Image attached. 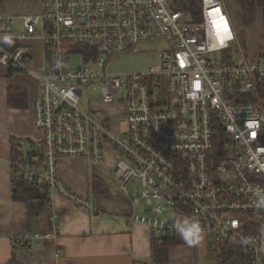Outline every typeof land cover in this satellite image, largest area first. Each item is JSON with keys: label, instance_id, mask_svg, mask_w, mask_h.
<instances>
[{"label": "built area", "instance_id": "obj_1", "mask_svg": "<svg viewBox=\"0 0 264 264\" xmlns=\"http://www.w3.org/2000/svg\"><path fill=\"white\" fill-rule=\"evenodd\" d=\"M39 1L22 30L0 16V67L30 74L40 89L34 122L42 137L19 142L32 161L12 162L13 174L45 182L51 205L50 229L25 233L13 246L58 239L56 195L98 212L64 186L58 162L98 164L110 146L119 155L112 171L120 190L134 189L130 202L149 208L133 213L129 225L147 226L161 240L198 224V243L205 240L216 256L231 245L249 264H264V61L247 58L224 1L202 0L199 21L176 11L173 0ZM37 38L45 44L43 74L31 72L32 49L24 45ZM6 42L18 48L10 52ZM152 42L163 48L147 71H108ZM74 57L81 67L70 65ZM97 89L100 97L87 103L94 112L86 110V91ZM109 105L127 127L123 135L113 133ZM168 210L172 216L161 219Z\"/></svg>", "mask_w": 264, "mask_h": 264}, {"label": "crops", "instance_id": "obj_2", "mask_svg": "<svg viewBox=\"0 0 264 264\" xmlns=\"http://www.w3.org/2000/svg\"><path fill=\"white\" fill-rule=\"evenodd\" d=\"M39 11V0H0V16L12 17L11 26L15 30L23 29V16ZM258 11L261 18L258 15L256 22L246 27L249 36L243 47L247 58L255 61L264 60V12L261 9ZM239 17L243 25L241 13ZM24 45L32 49L31 72H46L44 42L37 38L25 41ZM140 50L115 59L119 60L117 72H145L152 66L150 61L156 63L155 54L147 55ZM137 55L144 57L138 60ZM120 59H124L123 62ZM16 89L24 90L27 94L25 108L10 104L9 90ZM39 93L37 81L30 74L7 77L6 72L0 70V264L151 263L152 247L158 238L147 226L128 224L133 213L146 214L149 209L143 210L142 204L134 206L130 202V190L127 193L120 190L112 171V165L119 155L110 146L105 148L104 158L98 164L73 157H65L58 162L57 174L64 186L85 198L98 212L92 215L56 195L53 204L59 212L58 239L43 240L30 246H13V242L25 233H45L50 229L48 218L51 205L48 200L20 202L15 201L13 195L14 149L23 140L40 142L42 137L34 122V104ZM84 106L86 110L94 112L92 105ZM104 109L112 116L113 133L123 135L127 127L113 117L118 114L116 106L109 105ZM203 245V242L191 245L185 242L171 247L170 264H217L216 255ZM13 259L16 261L13 262Z\"/></svg>", "mask_w": 264, "mask_h": 264}, {"label": "trees", "instance_id": "obj_3", "mask_svg": "<svg viewBox=\"0 0 264 264\" xmlns=\"http://www.w3.org/2000/svg\"><path fill=\"white\" fill-rule=\"evenodd\" d=\"M236 7L240 10L243 26L248 27L253 24L256 18L258 10L261 9L264 12V0H234ZM174 9L176 11L190 12L195 20H200V14L202 11V0H173ZM264 16V15H263ZM10 52H14L18 48L16 42H6L3 44ZM0 70L6 72L7 77L13 76V74H20L12 68ZM262 99L264 100V82L262 84ZM9 101L13 107L25 108L27 101V94L24 90L16 89L9 90ZM14 155L12 162L24 161L31 162L32 160L21 154L19 148L14 149ZM42 160V155H39ZM45 182H38L28 180L19 176H15L13 182V195L15 201L30 202V200L36 199H48ZM183 237H163L161 240L155 239L152 247V262L151 263H135V264H170L169 251L170 248L176 245L184 244ZM217 264H249L248 257H246L239 247L231 245H223L221 247V253L216 256ZM16 261L13 259V262Z\"/></svg>", "mask_w": 264, "mask_h": 264}, {"label": "rangeland", "instance_id": "obj_4", "mask_svg": "<svg viewBox=\"0 0 264 264\" xmlns=\"http://www.w3.org/2000/svg\"><path fill=\"white\" fill-rule=\"evenodd\" d=\"M224 1V4H225V6H226V8L228 9V11H229V14L231 15V17L233 18V22H234V24L236 25V30L235 31H237V34H238V37H239V40H240V43H241V45H242V47H244V44H246L245 42H246V39H247V37L249 36V32L247 31V28L246 27H244L243 25H242V23H241V18L239 17L240 16V10L236 7V5H235V3H233L234 2V0H223ZM258 13H259V11H258ZM256 14V18H255V20L253 21V24L256 22V20H257V16L259 15L260 16V13L259 14ZM264 15V14H263ZM263 17V16H262ZM260 18H261V16H260ZM252 24V25H253ZM240 25H242V27H238V26H240ZM251 26V25H250ZM249 42V41H248ZM250 43V42H249ZM161 48H163L162 47V44L160 43V42H152V43H150V44H147V45H145L140 51L141 52H145L146 54L148 53V54H155L156 55V53L157 52H159L160 51V49ZM147 54V55H148ZM137 57H138V60L139 59H141V58H143L144 56L143 55H137ZM121 60V59H120ZM122 60H124V59H122ZM121 60V61H122ZM153 60V59H152ZM154 61V60H153ZM153 61H150V63L152 64V65H154V63L155 62H153ZM260 61H264V60H260ZM123 62V61H122ZM121 62V63H122ZM118 63H119V60L118 61H114V62H112V64H110V68L108 69V71L110 72V73H118L117 72V69H116V67L118 66ZM70 65H72L73 67H75V68H79V67H81L82 66V60L79 58V57H74V58H72V60H71V64ZM87 93H86V96H85V98H84V104L85 105H87V103L88 102H90L91 100H95V99H97V98H99L100 97V91L97 89V90H91V91H89L88 92V90L86 91ZM126 160V162L128 163V164H130L131 166H132V163L129 161V160H127V159H125ZM137 185H138V187H137V189H136V191L140 194V191L142 190L141 189V187L139 186V184H138V182L136 183ZM134 191V189H132V190H130V193H132ZM141 206V205H140ZM142 209L143 210H146V209H149L148 207H146V205H145V203L143 202L142 203ZM172 211L171 210H168L164 215H162L161 216V219H167V218H169V216L171 217L172 216ZM203 246H205L206 248H209V245L207 244V242L205 241V240H203Z\"/></svg>", "mask_w": 264, "mask_h": 264}, {"label": "clouds", "instance_id": "obj_5", "mask_svg": "<svg viewBox=\"0 0 264 264\" xmlns=\"http://www.w3.org/2000/svg\"><path fill=\"white\" fill-rule=\"evenodd\" d=\"M261 204H264V200L260 201ZM184 241L191 245L198 242L199 234L201 233V228L198 224H189L187 226H178L177 229Z\"/></svg>", "mask_w": 264, "mask_h": 264}]
</instances>
